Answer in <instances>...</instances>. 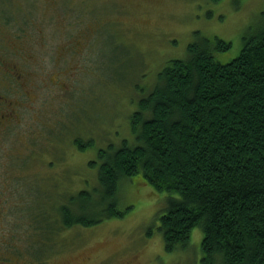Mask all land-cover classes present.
I'll list each match as a JSON object with an SVG mask.
<instances>
[{
	"label": "rangeland",
	"instance_id": "rangeland-1",
	"mask_svg": "<svg viewBox=\"0 0 264 264\" xmlns=\"http://www.w3.org/2000/svg\"><path fill=\"white\" fill-rule=\"evenodd\" d=\"M263 16L264 0H0V54L43 82L33 101L22 102V129L0 136L5 195L15 203L0 228L7 245L51 251L49 264H198L200 227L192 228L188 250L165 251L157 215L168 193L147 184H126L121 206H131L122 217L71 226L51 235L49 244L41 242L34 215L43 214L44 198L49 213L57 212L55 199L65 200L89 175L93 181L96 166L89 162L98 160L107 138H132L129 113L168 59L186 58L191 43L217 35L231 43L216 53L226 61ZM60 69L69 70L65 85L48 84ZM48 125L44 139L39 135ZM77 137L94 142L81 150Z\"/></svg>",
	"mask_w": 264,
	"mask_h": 264
},
{
	"label": "trees",
	"instance_id": "trees-1",
	"mask_svg": "<svg viewBox=\"0 0 264 264\" xmlns=\"http://www.w3.org/2000/svg\"><path fill=\"white\" fill-rule=\"evenodd\" d=\"M230 46L213 35L168 59L129 113L132 138H107L89 162L96 177L55 199L41 229L122 217L126 184H147L168 193L157 215L165 251L188 250L198 226V264H264V16L235 56L218 60ZM75 142L83 150L94 140Z\"/></svg>",
	"mask_w": 264,
	"mask_h": 264
},
{
	"label": "flooded vegetation",
	"instance_id": "flooded-vegetation-1",
	"mask_svg": "<svg viewBox=\"0 0 264 264\" xmlns=\"http://www.w3.org/2000/svg\"><path fill=\"white\" fill-rule=\"evenodd\" d=\"M16 56L20 55L16 53ZM20 58L22 57L20 56ZM67 72H69V70L60 69L59 76L58 74H55L54 79L50 76L48 77V84H58L64 86L65 83L63 82L62 76L64 77L65 73ZM42 83L43 82H41L40 80H33L29 75V72L23 69L22 66L16 64L13 58H7L6 56L0 54V136H2L4 132L8 133V131H10L13 126V128L17 127V129H22L19 127L24 108L22 102L25 98H27V100L32 99L33 101L36 95V91H38ZM2 90H6L9 93H15L18 96L16 98L12 97L6 92H2ZM25 127L26 126L24 124L23 128ZM49 128H51V126L48 125L47 132L40 133L39 136L47 139V136L49 137ZM44 156L45 154L41 151L37 152L38 158L46 159ZM50 161L52 162L49 157L48 163H50ZM8 183L9 182L7 181V179L2 178V173L0 170V228L2 227L7 217L10 218V211H12V209H14L15 207V203L11 204V202H8V198L5 195V187L8 185ZM82 188L83 186L79 189H76L75 191H78ZM44 201L47 203L49 199L44 198ZM46 203L44 205L45 209L42 210L43 214L42 212L39 213L38 211L34 215V220L41 223L40 228L46 222V218H49L50 216L49 209L51 207ZM63 229L67 228H62L57 232H61ZM42 231L43 230L40 229V232ZM47 231H43L45 237H42L41 241L45 244L50 243V236L53 235L52 233H49ZM8 237L9 235L2 234L0 230V264H49V262L51 261V251H47L46 253L44 251L36 252L27 248H25V250H20V248L17 246L7 245L6 239ZM37 238L39 239V237ZM43 253H45V256L42 255Z\"/></svg>",
	"mask_w": 264,
	"mask_h": 264
}]
</instances>
